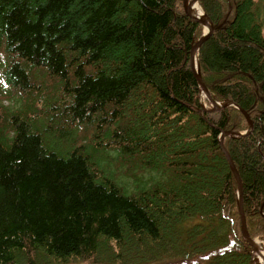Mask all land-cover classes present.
I'll list each match as a JSON object with an SVG mask.
<instances>
[{"label":"trees","instance_id":"trees-1","mask_svg":"<svg viewBox=\"0 0 264 264\" xmlns=\"http://www.w3.org/2000/svg\"><path fill=\"white\" fill-rule=\"evenodd\" d=\"M200 6L202 81L249 135L200 114L183 0H0V264H250L219 139L264 242V0Z\"/></svg>","mask_w":264,"mask_h":264},{"label":"water","instance_id":"water-1","mask_svg":"<svg viewBox=\"0 0 264 264\" xmlns=\"http://www.w3.org/2000/svg\"><path fill=\"white\" fill-rule=\"evenodd\" d=\"M200 0H193L192 2H189V0H184V10L186 15L192 19L193 21H195L196 23L202 25V26H206L208 28V31L204 34V36L195 44V46L192 48L191 53H190V68L191 71L196 79V81L199 83V86L201 88V90L205 93L206 97L208 98L209 102L211 103L213 110L212 112H218L221 111L224 108H227L229 106H234L232 102H225L222 104H219L217 102H215L212 97L209 94V91L207 90L206 86L204 85L202 79H201V75L199 73V70L197 71L195 68V61H196V55L198 54L199 50L201 49L202 45L211 37L212 33H213V24L212 22L206 17V20H201V19H197L194 16L191 15V7L194 3H199ZM203 111H201L200 113L202 114ZM241 112L246 116L247 120L249 121V117L246 115V113L241 110ZM249 125H250V131L253 128V124L249 121ZM212 127L214 128V126L212 125ZM222 140H221V147L224 150V153L229 161L231 170L236 178V181L238 183L239 186V212H240V218H241V233L242 236L244 238V240L250 245V247L253 249V254H252V261L251 264H254V244L255 242L253 240H251L249 233L247 231V227H246V221H245V216H244V211H243V185H242V181L240 178V175L236 169V166L234 165L229 153L227 152V150L224 147V136L226 135L225 133H222Z\"/></svg>","mask_w":264,"mask_h":264},{"label":"bare ground","instance_id":"bare-ground-1","mask_svg":"<svg viewBox=\"0 0 264 264\" xmlns=\"http://www.w3.org/2000/svg\"><path fill=\"white\" fill-rule=\"evenodd\" d=\"M192 0H190L191 2ZM191 15L197 19L206 20L202 9L199 4L194 3L191 7ZM207 30V27L205 28ZM197 68V63L195 64ZM202 101H205V95H202ZM254 250L256 255L255 264H264V247L259 243L255 242Z\"/></svg>","mask_w":264,"mask_h":264},{"label":"rangeland","instance_id":"rangeland-1","mask_svg":"<svg viewBox=\"0 0 264 264\" xmlns=\"http://www.w3.org/2000/svg\"><path fill=\"white\" fill-rule=\"evenodd\" d=\"M252 16L255 19V14H253ZM1 66H2V64L0 63V78H1ZM201 103H202L203 108H205V109H210L211 108V106L206 101L205 102L204 101H201ZM15 105L16 104H15V101H13V99H9V100H7L4 103V106H9V107H12V106H15ZM261 245L264 247V244L263 243Z\"/></svg>","mask_w":264,"mask_h":264}]
</instances>
